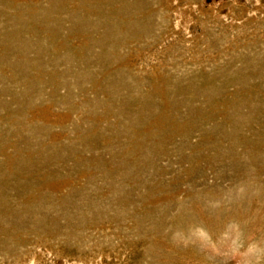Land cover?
<instances>
[{
    "label": "rangeland",
    "instance_id": "374dc122",
    "mask_svg": "<svg viewBox=\"0 0 264 264\" xmlns=\"http://www.w3.org/2000/svg\"><path fill=\"white\" fill-rule=\"evenodd\" d=\"M0 264H264V0H0Z\"/></svg>",
    "mask_w": 264,
    "mask_h": 264
}]
</instances>
